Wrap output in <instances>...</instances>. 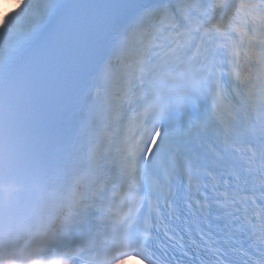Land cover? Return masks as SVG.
<instances>
[{
    "label": "snow or ice",
    "instance_id": "6c2138e0",
    "mask_svg": "<svg viewBox=\"0 0 264 264\" xmlns=\"http://www.w3.org/2000/svg\"><path fill=\"white\" fill-rule=\"evenodd\" d=\"M264 264V0H19L0 18V264Z\"/></svg>",
    "mask_w": 264,
    "mask_h": 264
},
{
    "label": "clouds",
    "instance_id": "9594fccd",
    "mask_svg": "<svg viewBox=\"0 0 264 264\" xmlns=\"http://www.w3.org/2000/svg\"><path fill=\"white\" fill-rule=\"evenodd\" d=\"M5 3H6V0H0V16L3 15V8H4Z\"/></svg>",
    "mask_w": 264,
    "mask_h": 264
}]
</instances>
